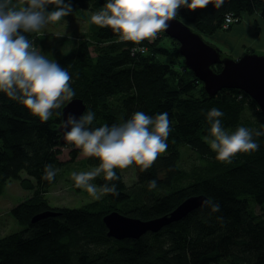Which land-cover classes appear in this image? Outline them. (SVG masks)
<instances>
[{"label":"trees","instance_id":"trees-1","mask_svg":"<svg viewBox=\"0 0 264 264\" xmlns=\"http://www.w3.org/2000/svg\"><path fill=\"white\" fill-rule=\"evenodd\" d=\"M70 2L80 13L100 10L107 0ZM257 12L264 20V0H212L202 10L181 8L177 16L214 34L225 28L227 16L237 20L231 29L242 14ZM93 31L56 60L72 77V99H82L86 111L95 113L92 127L120 124L137 111L150 116L167 112L171 129L167 150L148 169L133 165L137 181L131 186L124 180V169H114L118 180L106 181L103 174L95 179L98 186L115 184L119 195L105 194L84 207H51L44 195L63 167L83 160L94 167L99 161L60 141L58 127L69 101L44 122L0 93V194L10 180L34 192L33 198L11 208L23 228L0 236V264H264V135L254 136L258 150L237 154L225 169L205 170L191 181L181 168L183 146L198 157L214 159L205 139L210 133L207 113L214 107L224 113L225 130L244 126L264 132L257 102L237 89H222L209 98L194 73L189 81L174 78L170 65L155 59L168 55V49L153 47L151 40L139 45L122 41L99 26ZM165 37L169 36L162 34ZM29 39L39 45L38 33L29 34ZM133 47L149 50L133 55ZM221 68L213 66L217 72ZM200 86L203 95L197 98L193 93ZM64 148L69 150L66 161L61 159ZM46 165L58 169L52 181L43 179ZM150 180L157 182L155 189L149 188ZM194 195H205L220 210L212 212L211 205H205L139 239L111 237L103 221L112 211L143 220L162 217ZM45 211L56 214L33 221Z\"/></svg>","mask_w":264,"mask_h":264},{"label":"clouds","instance_id":"clouds-1","mask_svg":"<svg viewBox=\"0 0 264 264\" xmlns=\"http://www.w3.org/2000/svg\"><path fill=\"white\" fill-rule=\"evenodd\" d=\"M209 4L212 0H107L99 11L91 13L90 23L110 29L122 41L139 45L166 31L179 9L196 11ZM72 12L70 0L67 3L65 0H0V93L44 122L65 101L71 102L75 93L70 86L69 72L43 54L29 39V34L40 32ZM138 51L143 49L133 47L131 54ZM223 115L215 107L207 113L210 133L205 139L216 153V159L230 163L239 153L258 150L254 136L264 132L244 126L227 131L221 123ZM94 120L95 113L89 110L78 119L69 115L63 127L66 142L79 149L83 157L99 161L93 170L71 174L76 187L99 199L105 194L119 195L116 185L97 186L91 181L101 174L106 181L118 180L114 169L132 165L150 168L166 152L171 129L167 112L150 116L137 111L126 121L112 126L92 127ZM57 171L53 165H46L43 179L54 180ZM148 186L155 189L157 182L150 180ZM203 203L211 205L212 212L220 210L210 198Z\"/></svg>","mask_w":264,"mask_h":264},{"label":"rangeland","instance_id":"rangeland-1","mask_svg":"<svg viewBox=\"0 0 264 264\" xmlns=\"http://www.w3.org/2000/svg\"><path fill=\"white\" fill-rule=\"evenodd\" d=\"M67 3V1L65 0ZM69 2V1H68ZM51 8V6H49ZM71 15L62 18L60 21L47 25L44 29L38 32L40 36V42L37 48H39L43 54L49 59L55 61L61 55L67 53L73 49L80 40V38L89 37L97 26L90 23V15L96 11L81 10L77 12L75 7ZM99 11V9H97ZM185 24L193 27L196 32H199L205 38L207 43L221 48L222 56L224 57H240L247 52H255L258 55L264 56V20L261 18V14H242L241 21L236 22L234 27L241 26L243 23L245 29L241 34V37L234 38L232 34L233 28L219 29L214 34L205 33L201 29L189 22L187 19H181ZM220 33V34H219ZM163 34H165L163 32ZM231 35V36H230ZM151 45L166 48L169 54L166 56L156 55L155 59L164 63H168L172 69V76L177 78H183L184 81H189L193 76L192 70H189L185 66V60L179 56L180 43L170 37L162 38V35L158 34L154 40H151ZM147 49L146 47H144ZM149 49H147L148 51ZM146 51V52H147ZM143 52V51H141ZM194 96L200 98L203 95L202 87H198L194 91ZM234 129H227V131H235ZM68 148L62 150L61 159L66 161L69 158ZM181 168L185 170V174L189 176V179L193 181L195 178L212 172L214 170L225 169L229 167L232 162H221L216 159V153H214V159L198 157L193 149L188 146H183L181 150ZM97 166H90L86 161H76L68 166L62 168L59 171L58 179L52 186L49 192L44 195L47 202L51 207H84L85 204L95 203L101 201V198L96 199L87 193L86 190L75 186V182L72 179L73 172H86L93 170ZM124 180L128 185H133L137 181V171L135 167L129 166L123 170ZM99 177V176H98ZM97 178V177H96ZM95 178V179H96ZM95 179L91 183H95ZM98 186V185H97ZM5 191L0 194V236L8 235L13 232L21 231L23 226L13 218L11 214L12 206L18 205L20 202L28 201L34 196L33 191H27L21 186L20 182L16 180L8 181L5 186Z\"/></svg>","mask_w":264,"mask_h":264},{"label":"water","instance_id":"water-1","mask_svg":"<svg viewBox=\"0 0 264 264\" xmlns=\"http://www.w3.org/2000/svg\"><path fill=\"white\" fill-rule=\"evenodd\" d=\"M170 38L180 43L179 53L185 60V66L192 70L195 77L202 81L204 90L209 98L214 97L222 89H237L245 92L255 100L259 110L264 115V56L255 52L244 53L240 57H224L221 48L207 43L203 35L193 27L185 24L178 16L169 22L164 31ZM215 65H222L221 71L213 69ZM86 111L82 99H72L62 110V123L58 127L61 132L60 141L69 144L64 139V120L69 115L77 119ZM208 200L205 195H194L183 200L170 214L151 220L138 219L112 211L105 215L103 221L108 227V234L116 239H139L147 232H159L173 222L183 220L194 210L205 207L203 202ZM55 212L45 211L35 215L37 221L43 217L53 216Z\"/></svg>","mask_w":264,"mask_h":264},{"label":"built area","instance_id":"built-area-1","mask_svg":"<svg viewBox=\"0 0 264 264\" xmlns=\"http://www.w3.org/2000/svg\"><path fill=\"white\" fill-rule=\"evenodd\" d=\"M235 21H237V20L234 19V16H232V15L227 16L225 19V22H224V27L230 28V24L235 22ZM159 34L162 35L163 32H160ZM141 48L143 49V52L147 51L144 47H141Z\"/></svg>","mask_w":264,"mask_h":264},{"label":"crops","instance_id":"crops-1","mask_svg":"<svg viewBox=\"0 0 264 264\" xmlns=\"http://www.w3.org/2000/svg\"><path fill=\"white\" fill-rule=\"evenodd\" d=\"M243 25H244V24L242 23L241 26H236V27L233 28L232 31L234 32V36H235L236 39H237L238 37H241L242 32H243L244 29L246 28V27H245V28H242ZM233 32H232V33H233ZM7 184H8V183H7ZM7 184H6V185H7ZM5 188H6V187H5ZM4 191H5V190H4ZM12 208H13V206H12Z\"/></svg>","mask_w":264,"mask_h":264},{"label":"bare ground","instance_id":"bare-ground-1","mask_svg":"<svg viewBox=\"0 0 264 264\" xmlns=\"http://www.w3.org/2000/svg\"><path fill=\"white\" fill-rule=\"evenodd\" d=\"M242 28H245V25H243L242 26ZM233 32V31H232ZM220 34V33H219ZM233 34V36H234V32L232 33ZM231 36V35H230ZM234 38H235V36H234ZM236 39V38H235Z\"/></svg>","mask_w":264,"mask_h":264},{"label":"flooded vegetation","instance_id":"flooded-vegetation-1","mask_svg":"<svg viewBox=\"0 0 264 264\" xmlns=\"http://www.w3.org/2000/svg\"><path fill=\"white\" fill-rule=\"evenodd\" d=\"M222 52V51H221ZM229 57V56H228Z\"/></svg>","mask_w":264,"mask_h":264}]
</instances>
